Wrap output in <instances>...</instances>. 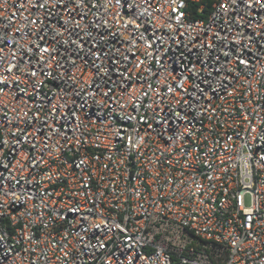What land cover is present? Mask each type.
Wrapping results in <instances>:
<instances>
[{
  "label": "built area",
  "instance_id": "obj_1",
  "mask_svg": "<svg viewBox=\"0 0 264 264\" xmlns=\"http://www.w3.org/2000/svg\"><path fill=\"white\" fill-rule=\"evenodd\" d=\"M0 264H264V0H0Z\"/></svg>",
  "mask_w": 264,
  "mask_h": 264
}]
</instances>
